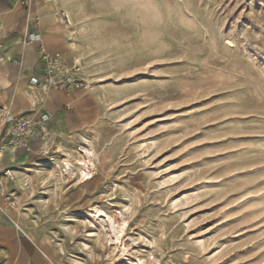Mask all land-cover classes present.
<instances>
[{
	"label": "rangeland",
	"instance_id": "374dc122",
	"mask_svg": "<svg viewBox=\"0 0 264 264\" xmlns=\"http://www.w3.org/2000/svg\"><path fill=\"white\" fill-rule=\"evenodd\" d=\"M122 6L123 19L108 15L107 32L118 51L133 45L136 61L122 76L96 79L113 92L89 141L70 155L58 141L19 176L6 169L14 228L47 245L57 264H264V0ZM32 118L29 138L44 136ZM6 137L5 127L3 149ZM83 145L96 153L90 178L80 181L76 165L62 178L55 159L76 164ZM93 207L115 225L121 216L119 240H110L106 216L91 217Z\"/></svg>",
	"mask_w": 264,
	"mask_h": 264
},
{
	"label": "crops",
	"instance_id": "0c3cea01",
	"mask_svg": "<svg viewBox=\"0 0 264 264\" xmlns=\"http://www.w3.org/2000/svg\"><path fill=\"white\" fill-rule=\"evenodd\" d=\"M152 1L156 7L160 2ZM126 2L0 0V107L7 106L12 113L33 116L48 129L44 136L30 135L29 149L6 147L0 153V264H57L47 245L42 249L30 231L26 234L14 228L19 215L4 209L8 180L14 177L6 179L2 174L11 169L19 176L22 169H36L35 165L48 158L41 150L51 148L58 141L67 155L75 143L89 141L90 127L104 116L111 101L109 94L113 92L109 84H99L96 79L122 76L127 62L136 61L133 45L118 51L115 47L121 42L107 32L114 29V25H106L108 15L120 14L123 19L126 7L122 5ZM147 9L151 13L158 10L154 9V4ZM65 10L71 12L72 25L61 16ZM40 46L58 54L67 67H79L78 71L68 74L72 79H83L87 83L84 92L79 93L80 90L72 87L42 90L31 82V78L44 81L46 77ZM146 56L152 60L154 48ZM76 104L80 106L79 111L75 110ZM45 113L48 119L41 123L39 117ZM0 127L1 133L3 125ZM9 185L15 189L19 180L9 181ZM24 218L27 219V215L24 214Z\"/></svg>",
	"mask_w": 264,
	"mask_h": 264
},
{
	"label": "built area",
	"instance_id": "2783aa9c",
	"mask_svg": "<svg viewBox=\"0 0 264 264\" xmlns=\"http://www.w3.org/2000/svg\"><path fill=\"white\" fill-rule=\"evenodd\" d=\"M61 16L68 24L69 17L65 11L61 12ZM30 37V36H29ZM41 57L46 66V77L44 81H39L37 78H31V82L36 84L42 90L55 88L59 90H66L69 87L74 89H81L85 87V82L81 79H72L68 74L69 71L76 72L79 70L78 66L67 67L60 59L58 54L49 53L44 47L40 46ZM3 116V128L6 127L7 137L5 146L12 148L29 149V133L33 125V118L28 114L12 115L10 111L5 110ZM46 117L43 118L45 122ZM3 147L0 146V150ZM6 178L11 179L12 174L10 170L4 172ZM9 208L14 209L15 205H10Z\"/></svg>",
	"mask_w": 264,
	"mask_h": 264
},
{
	"label": "bare ground",
	"instance_id": "6f19581e",
	"mask_svg": "<svg viewBox=\"0 0 264 264\" xmlns=\"http://www.w3.org/2000/svg\"><path fill=\"white\" fill-rule=\"evenodd\" d=\"M80 149L83 158L77 159L76 164H73V162L69 159L68 156H65L64 158L62 157V159H55L54 163L60 167L62 178H66L67 175L71 174L73 172V168L75 167V165L77 169L78 179L80 181L84 182L90 178L93 162H95L94 160L96 159V153L92 149L91 145H83L81 146ZM88 213H90L92 218H97V219L100 215L106 216L107 220H105V226H107L108 228V232L110 234V240L111 239H115V241L119 240V235L121 234L125 226L124 224L125 222L122 219H120L121 216L119 214L118 215L120 216V218L118 217L119 219L115 225V221H113L103 210L97 207H93L91 210H88ZM124 249H121V251L124 252ZM136 263L138 264V262Z\"/></svg>",
	"mask_w": 264,
	"mask_h": 264
}]
</instances>
